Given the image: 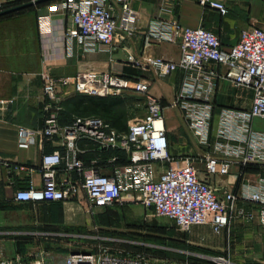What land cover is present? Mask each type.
Masks as SVG:
<instances>
[{
	"label": "built area",
	"instance_id": "built-area-1",
	"mask_svg": "<svg viewBox=\"0 0 264 264\" xmlns=\"http://www.w3.org/2000/svg\"><path fill=\"white\" fill-rule=\"evenodd\" d=\"M17 0H0V2ZM206 8L229 12L225 0H199ZM52 7L60 9L69 21L65 22L66 54L111 49L116 42L134 36L139 30L140 17L132 0H55ZM42 33L50 31V16H39ZM149 37L158 41L178 42L182 48L179 59L164 56L138 58L130 53L128 60L135 67H154L161 75L177 69L189 73L171 103L183 110L184 116L205 151L197 157H186L175 165L170 151L168 122L162 100L152 93L154 79L129 77L114 68L106 71L84 69L75 78L79 93L98 96L137 93L147 99V110L129 124L127 130L115 127L106 118L96 115H75L70 123H62L64 90L71 79L42 72L45 91V119L42 127L20 126L19 146L29 147L38 139L62 137L63 149L44 153L40 169L44 184L34 183L16 190L18 201L71 200L85 190L90 207L111 206L122 199L123 193H135L151 215H166L186 232L196 225H210L214 233L229 228L235 218L245 214L237 208L239 201L261 206L264 223V177L252 180L243 167L264 164V130L255 128L256 118L264 119V27L252 25L242 30L240 40L225 47L215 31L203 26H190L177 18L153 17L147 25ZM215 65V66H211ZM226 74L236 84L254 91L249 108L223 107L215 120V103L211 91L217 77ZM15 98L0 97V117L5 115ZM92 140L100 147L128 154L127 160L114 166L107 174L97 165L88 164L80 156V141ZM118 151V152H117ZM11 172L34 171L35 167L0 159ZM157 164H160L159 169ZM169 164L168 167H165ZM59 167L69 174L77 172L81 181L58 178ZM223 187H222V186ZM221 186V188H220ZM253 212L248 211L249 217ZM205 261L152 258L142 252L112 249L100 245L95 248L70 251L65 264H239L226 254L193 252ZM49 252L41 251L30 264L49 263ZM0 264H29L21 258L0 261Z\"/></svg>",
	"mask_w": 264,
	"mask_h": 264
},
{
	"label": "crops",
	"instance_id": "crops-1",
	"mask_svg": "<svg viewBox=\"0 0 264 264\" xmlns=\"http://www.w3.org/2000/svg\"><path fill=\"white\" fill-rule=\"evenodd\" d=\"M225 1L229 5V12L226 15L204 7L199 0H132L140 17L139 30L134 36L116 42L111 49L84 51L78 47L73 56L66 54L65 22L70 19L60 9L52 7L53 1L30 6L12 16L0 17V97L15 98L7 113L0 117V159L35 167L34 171L25 169L15 173L0 164V261L21 258L30 264V261L39 258L41 251H48L49 263L65 264L67 254L77 249L76 244L80 237L95 236L91 233L94 230L91 229L92 220L94 219L96 225L94 228H99L98 225L103 220V211L112 206L90 207L88 195L83 189L71 200L18 201L15 198L16 190L28 186L30 182L37 187L44 184L40 169L42 155L57 148L63 149L61 136L52 140L38 139L29 147L19 146L20 126L39 128L44 124L46 99L42 72L48 70L55 76L71 79L64 90L65 110L68 109L66 101L80 94L75 87V78L81 70L91 68L112 71L117 68L124 76H144L154 79L152 93L162 100L165 110L178 109L183 119L176 125H168L170 151L174 156L173 164L180 165L186 157H192V154L185 153L187 151L176 153L172 142L173 137L177 138L176 135L180 138L185 135V127L194 134L197 146L201 149L193 156L197 157L205 153L199 146L198 137L189 127L183 110L171 106L189 72L185 69H177L170 75H161L152 66L135 67L127 61V58L130 53L138 58L164 56L179 59L181 57L182 48L178 42L158 41L148 36L147 25L153 17L177 18L190 26L203 25L218 33L225 47L237 43L245 27L252 25L264 27V0ZM45 14L50 16V31L42 33L39 16ZM226 70L227 68L221 67L224 75L217 77L216 86L210 95L215 103V120L218 119L223 107L249 108L253 103V89L236 84L230 76L225 75ZM137 97L140 99L138 101L144 102L142 115L147 110V99L139 94ZM258 120L264 121L263 118ZM131 122L132 120H128L125 116L126 128L122 130H127ZM258 124L256 118L255 128L264 130V126ZM79 146L81 158L88 164L97 165L107 174H111L114 166L126 161L128 157L127 152L121 151L120 158L115 161L113 155L116 154V150L109 147L100 148L92 140H82ZM157 166L161 168L160 164ZM168 166L169 164L165 165ZM247 175L252 180L264 177V164L257 170L247 171ZM69 177L74 181H81L79 173L69 174L63 167H59L58 178L64 180ZM133 203L144 206L136 200L135 193L126 191L122 199L115 204ZM237 208L245 209V214L235 218L230 227L219 234L214 233L210 225L196 226H208L218 236L240 231L245 239L244 243L240 242L242 247L247 241L256 245L255 248L264 247L261 206L242 200L237 203ZM248 211L254 213L252 217L247 215ZM81 225L88 227L90 232L84 233L80 228ZM205 236L202 235V240ZM223 236L213 240L220 241ZM84 249L90 248L84 247Z\"/></svg>",
	"mask_w": 264,
	"mask_h": 264
},
{
	"label": "rangeland",
	"instance_id": "rangeland-1",
	"mask_svg": "<svg viewBox=\"0 0 264 264\" xmlns=\"http://www.w3.org/2000/svg\"><path fill=\"white\" fill-rule=\"evenodd\" d=\"M7 3L5 1L0 2V10ZM19 12L1 16H12ZM137 96L138 94L126 93L123 96L124 103L118 108L119 112L124 113L128 120H135L143 112L144 102L138 101L140 99ZM165 115L169 126L183 121L178 109L166 108ZM257 122L259 126H264V121L257 118ZM184 134L181 138L175 134L177 138L174 139L173 137V150L176 153L187 151L185 153H191L193 157L201 149L197 146L194 134L187 127L184 128ZM176 148L177 150H175ZM130 205L113 204L107 208L103 211V220L98 225L99 228H94L96 225L93 219L91 229L94 230L91 233L95 236L80 237L77 240V249L84 247L91 249L95 246L104 245L112 249L142 252L152 258L185 261L195 255L193 252H201L198 251L201 248H210L228 255L235 262L264 264V247L255 248L256 245L249 244L248 241L242 247L240 242L244 243L245 239L240 231L227 232L226 236L223 234L218 236L208 226H195L193 232L190 233L183 231L173 219L166 215H151L152 211L147 210L141 204L133 203ZM80 228L84 233L90 232L88 227L81 225ZM204 234L206 236L202 240L201 237ZM221 236H223L222 240H213V238L219 239Z\"/></svg>",
	"mask_w": 264,
	"mask_h": 264
},
{
	"label": "trees",
	"instance_id": "trees-1",
	"mask_svg": "<svg viewBox=\"0 0 264 264\" xmlns=\"http://www.w3.org/2000/svg\"><path fill=\"white\" fill-rule=\"evenodd\" d=\"M30 1V0H17V1H10L8 2L4 8L12 7L17 4ZM55 0H49L39 3L40 5L48 4ZM27 8H23L17 11H22ZM14 11V12H17ZM14 12L8 13L13 14ZM124 103V97L121 95H111V96H98V95H90L85 93H80L78 96L69 99L66 101L67 110L64 109L61 112V121L62 123H70L75 115H90L96 114L100 115L107 120H109L115 127L119 129L126 128L125 124V115L124 113H120L118 108ZM125 130V129H124ZM259 164H249L243 167L244 171H254L259 169ZM200 253H207V254H220L219 252L208 249V248H201ZM197 252V251H195ZM189 260L195 261H205L202 258L198 257L197 255H192ZM206 262V261H205Z\"/></svg>",
	"mask_w": 264,
	"mask_h": 264
},
{
	"label": "water",
	"instance_id": "water-1",
	"mask_svg": "<svg viewBox=\"0 0 264 264\" xmlns=\"http://www.w3.org/2000/svg\"><path fill=\"white\" fill-rule=\"evenodd\" d=\"M44 1H49V0H30V1H26L23 3L17 4V5L12 6V7L2 9V10H0V16L14 12V11H17V10H20V9H23V8H27V7H30L33 5H37V4L44 2ZM76 250L77 249L73 250L72 252L76 253Z\"/></svg>",
	"mask_w": 264,
	"mask_h": 264
}]
</instances>
